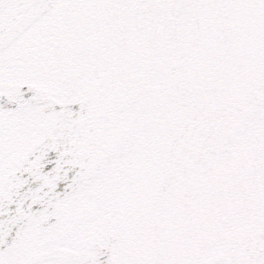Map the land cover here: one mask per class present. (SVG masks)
<instances>
[{
  "label": "snow or ice",
  "instance_id": "obj_1",
  "mask_svg": "<svg viewBox=\"0 0 264 264\" xmlns=\"http://www.w3.org/2000/svg\"><path fill=\"white\" fill-rule=\"evenodd\" d=\"M0 264H264V0H0Z\"/></svg>",
  "mask_w": 264,
  "mask_h": 264
}]
</instances>
